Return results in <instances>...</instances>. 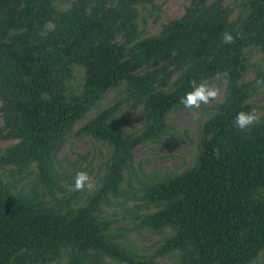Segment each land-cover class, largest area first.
<instances>
[{"label":"trees","instance_id":"16d2710c","mask_svg":"<svg viewBox=\"0 0 264 264\" xmlns=\"http://www.w3.org/2000/svg\"><path fill=\"white\" fill-rule=\"evenodd\" d=\"M58 1L0 0V139L14 141L0 148V264L255 262L264 250V113L249 130L233 121L260 108L251 99L264 90V0H189L143 37L142 12L159 16L154 0ZM225 32L241 36L224 44ZM253 52L261 57L249 62ZM216 79L226 80L224 95L200 126L194 163L150 177L137 195L135 148L167 133L174 140L168 113L192 80ZM111 89L121 97L75 132L107 143L102 175L88 193L58 194V149ZM122 104L142 107L140 131L121 128ZM123 182L141 201L129 211L137 226L159 237L146 251L103 209L126 201Z\"/></svg>","mask_w":264,"mask_h":264},{"label":"rangeland","instance_id":"374dc122","mask_svg":"<svg viewBox=\"0 0 264 264\" xmlns=\"http://www.w3.org/2000/svg\"><path fill=\"white\" fill-rule=\"evenodd\" d=\"M189 0H154V3L160 7L158 11L157 21L153 17L142 12L147 22L142 28V37L157 32L161 23L180 16ZM235 0H225V3L232 5ZM58 5L65 8L68 0H59ZM157 13L155 10L153 14ZM261 53L253 52L249 58V62L259 60ZM253 72L249 71L245 78L253 77ZM212 84L218 85L222 92L220 97L208 105H202L200 109H186L183 105L172 109L167 116V121L171 126V132L175 139L172 140L169 134H165L163 142L147 141L139 144L133 153L131 183L134 186L136 194L139 195L143 182L149 181L152 177L160 176L169 172L179 173L186 167L192 165L198 153L197 138L202 123L214 112L216 105L222 100L226 85V80H214ZM116 96L121 97V92L116 89L108 91L103 100H101L98 108H94L85 114V117L76 122L71 131L67 134L64 143L56 153V168L61 175L59 181L63 191L58 194H71L69 186L73 185L74 177L79 171L89 173L93 184L95 185L97 177L102 175L103 161L108 154V145L104 141L94 139L89 135H78L76 130L79 129L89 118H91L99 109L104 108L114 101ZM251 101L260 108L256 109L258 116L264 113V90H260ZM195 113V115H193ZM117 120L121 121V128L126 132H138L144 125V113L142 107L131 109L130 104H122L116 114ZM0 117V124H1ZM13 140L0 139V148L5 147ZM151 177V178H150ZM34 174L31 173L24 180L25 190L33 185ZM141 181V183H140ZM95 187V186H94ZM94 187L91 189L93 190ZM39 189V188H38ZM122 189L129 191L126 201L123 202V196L112 199L111 204L103 205V209L109 218L113 219V224L123 238L131 243L133 247L140 251H146L151 244L159 237L150 233L147 229L138 227V219L129 211L134 209L135 204L141 203L140 199L132 196V191L128 184L123 182ZM91 190H85V193ZM156 207L150 206V210ZM135 219V222L132 220ZM162 262L170 264L168 258H161ZM110 263H113L110 259ZM250 264H264V250L260 253L257 260Z\"/></svg>","mask_w":264,"mask_h":264},{"label":"clouds","instance_id":"9594fccd","mask_svg":"<svg viewBox=\"0 0 264 264\" xmlns=\"http://www.w3.org/2000/svg\"><path fill=\"white\" fill-rule=\"evenodd\" d=\"M241 34L225 32L222 35V42L224 44H232L237 38H240ZM191 90L188 91L181 99V103L186 109H200L202 105H208L211 102L217 100L221 95V88L218 85L211 84L207 80L197 82L192 80L190 82ZM195 115V113H193ZM259 116L256 114L255 109L250 111H240L236 114L233 124L240 130H249L252 126L259 122ZM95 185L88 172L79 171L74 177L73 185L69 186V191H84L91 190Z\"/></svg>","mask_w":264,"mask_h":264}]
</instances>
